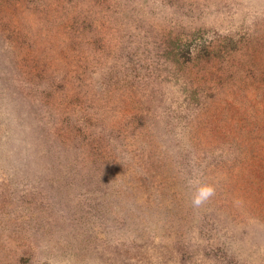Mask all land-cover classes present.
Segmentation results:
<instances>
[{"label":"rangeland","instance_id":"obj_1","mask_svg":"<svg viewBox=\"0 0 264 264\" xmlns=\"http://www.w3.org/2000/svg\"><path fill=\"white\" fill-rule=\"evenodd\" d=\"M0 264H264V0H0Z\"/></svg>","mask_w":264,"mask_h":264},{"label":"clouds","instance_id":"obj_2","mask_svg":"<svg viewBox=\"0 0 264 264\" xmlns=\"http://www.w3.org/2000/svg\"><path fill=\"white\" fill-rule=\"evenodd\" d=\"M214 194V188L208 184H199L193 193L192 203L200 206Z\"/></svg>","mask_w":264,"mask_h":264}]
</instances>
